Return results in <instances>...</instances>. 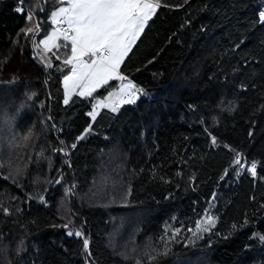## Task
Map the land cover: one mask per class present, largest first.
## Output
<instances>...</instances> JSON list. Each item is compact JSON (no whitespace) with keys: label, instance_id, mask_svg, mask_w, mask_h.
Masks as SVG:
<instances>
[{"label":"trees","instance_id":"1","mask_svg":"<svg viewBox=\"0 0 264 264\" xmlns=\"http://www.w3.org/2000/svg\"><path fill=\"white\" fill-rule=\"evenodd\" d=\"M161 4L121 68L143 93L92 121L119 81L65 105L64 73L37 58L17 0H0V264H264V0ZM23 6L44 19L39 41L51 0ZM206 210L220 235L198 238Z\"/></svg>","mask_w":264,"mask_h":264},{"label":"snow or ice","instance_id":"2","mask_svg":"<svg viewBox=\"0 0 264 264\" xmlns=\"http://www.w3.org/2000/svg\"><path fill=\"white\" fill-rule=\"evenodd\" d=\"M36 2L37 0H33L34 5ZM17 3L19 6L15 8V11L19 14H25L26 22L31 24L29 27L22 28L21 32L26 36H32V44L37 58L46 69L64 73L63 103L65 105L74 95L84 98L93 97L95 92L107 86L111 81L121 83L118 93L109 92L108 98L118 95L120 99L111 104L97 100L93 110L87 113L92 121L96 120L98 114L96 108L98 107H110L112 112H116L121 104L136 103L140 94L143 93V89L138 88L128 77L122 74L121 65L144 32L148 21L162 6L161 0H51L53 6L46 17L51 30L38 42L36 37L40 36L41 24L44 23V19H35V9H26L23 6V0H17ZM45 3L47 0H40L39 10L41 12L44 11ZM258 19L260 23H264V10L259 11ZM61 50L66 55L62 65L57 67L47 54L54 52L56 54L55 59L60 60L61 57L58 53ZM65 69H67L66 72ZM45 84H47V80H45ZM32 95L34 96L35 93ZM90 131L91 124L85 128L84 133L76 138L77 142L83 140ZM216 143V138L212 137V144L216 145ZM61 144L64 145V142L61 141ZM67 147L69 146L64 145L53 151L68 156L70 153L65 150ZM76 147V142L70 145L71 149ZM234 163L241 169L244 168L239 153H236ZM49 166H51L50 159ZM247 171L255 177L257 175V163L251 162ZM239 174L238 171L237 175ZM59 182V180L56 181V183ZM40 200L42 203H46L43 196L40 197ZM0 210L6 215L10 214L7 208L0 206ZM217 219L206 210L204 216L194 222V228H189L188 231L198 238H202L200 235L202 233L220 235L212 232V229L216 227ZM247 225L248 221L245 220L240 227ZM64 227L67 228L68 226L64 225ZM232 229L233 231L238 230V226L233 224ZM180 231L179 228L175 229L172 239H175ZM67 235L81 237L82 247L88 256L91 255L89 240L83 236L82 231L73 232L69 230ZM253 235L264 243V234L254 233ZM224 238L227 239V236ZM161 240L163 241L164 237H161ZM167 251V243H165L164 252L160 255H166Z\"/></svg>","mask_w":264,"mask_h":264},{"label":"crops","instance_id":"3","mask_svg":"<svg viewBox=\"0 0 264 264\" xmlns=\"http://www.w3.org/2000/svg\"><path fill=\"white\" fill-rule=\"evenodd\" d=\"M152 18H153V17H152ZM152 18H151V19H152ZM151 19L148 21L146 27H147L148 24L151 22ZM146 27H145V29H146ZM145 29H144V31H145ZM50 30H51V29H50ZM50 30H49V31H50ZM49 31H48V32H49ZM46 35H47V34H46ZM141 36H142V34L140 35V37H141ZM140 37H139V38H140ZM138 40H139V39H138ZM138 40L136 41V43L138 42ZM136 43L133 45V47H132L131 50L134 49V46L136 45ZM129 53H130V52H129ZM129 53H128V55H129ZM58 54L60 55L61 59H63L64 56L66 55V53H65L63 50H61ZM128 55H127V57H128ZM127 57H126V58H127ZM126 58H125V60H126ZM125 62H126V61H124L123 64H125ZM123 64L121 65V68H122ZM111 82H112V81H111ZM109 83H110V82H109ZM120 83H121V82H118L117 87H116V90L113 91L114 94L118 93V91H119V87H120ZM125 83H126V82H125ZM99 90H100V89H99ZM114 101H119V97H118V95H113L112 98H110V99L108 98L107 101H106V100L104 101V103H105V104H109V102L112 103V102H114ZM101 107H102V106H101Z\"/></svg>","mask_w":264,"mask_h":264},{"label":"built area","instance_id":"4","mask_svg":"<svg viewBox=\"0 0 264 264\" xmlns=\"http://www.w3.org/2000/svg\"><path fill=\"white\" fill-rule=\"evenodd\" d=\"M261 10H264V6L260 9V11H261ZM36 38H37V37H36ZM37 39H38V38H37ZM37 42H38V41H37Z\"/></svg>","mask_w":264,"mask_h":264},{"label":"rangeland","instance_id":"5","mask_svg":"<svg viewBox=\"0 0 264 264\" xmlns=\"http://www.w3.org/2000/svg\"><path fill=\"white\" fill-rule=\"evenodd\" d=\"M118 97H119V96H118ZM119 99H120V98H119ZM121 105H122V104H121ZM208 213L212 215V213H211L210 211H208Z\"/></svg>","mask_w":264,"mask_h":264}]
</instances>
